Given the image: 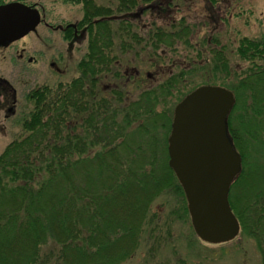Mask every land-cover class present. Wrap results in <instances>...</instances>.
<instances>
[{
    "label": "trees",
    "instance_id": "16d2710c",
    "mask_svg": "<svg viewBox=\"0 0 264 264\" xmlns=\"http://www.w3.org/2000/svg\"><path fill=\"white\" fill-rule=\"evenodd\" d=\"M72 1L83 4V18L62 32L65 38L87 40V50L78 62L79 76L32 89L34 107L22 120L24 134L0 155V264H122L142 243L150 242L151 231L160 227L162 234L170 235L174 217L190 219L183 189L168 166L173 111H168V119L155 118L166 125L160 127L166 130L161 140L156 126L147 131L146 125H134L131 118L139 115L145 99L146 113L152 114L151 108L160 100L159 90L177 83V76L169 67L166 82L149 87L139 98L123 100L128 70L136 69L134 77L141 70L127 64L123 74V59L112 55L116 40L125 47L144 40L136 28L145 11L153 22L165 21L175 11L173 6L183 0H116V9L95 0ZM114 22H118L116 29ZM168 35L158 32L147 42L154 46L153 42ZM213 52L215 70L228 69L223 54ZM237 53L251 65L234 86H226L236 96L230 116L240 106L243 91H250L255 101L246 104L245 110L260 115L264 109V37L260 41L242 38ZM104 72L108 74L100 75ZM153 75L146 73L148 78ZM109 77L112 83L103 85L102 80ZM4 92H12L8 83ZM77 114L82 118H75ZM231 117L229 132L242 155L243 168L229 200L240 220L241 234L254 241L264 264V179L255 189ZM160 197L170 204L162 221L150 210ZM48 241L52 247L41 251ZM176 264L189 263L180 258Z\"/></svg>",
    "mask_w": 264,
    "mask_h": 264
},
{
    "label": "rangeland",
    "instance_id": "374dc122",
    "mask_svg": "<svg viewBox=\"0 0 264 264\" xmlns=\"http://www.w3.org/2000/svg\"><path fill=\"white\" fill-rule=\"evenodd\" d=\"M9 1L17 0H0ZM18 1L38 7L48 23L39 25L35 32L16 40L13 49L0 48V78L6 80L13 89L6 94V103L0 112V155L9 143L24 134L22 120L34 107L30 91L40 86L56 85L60 80L67 82L79 76L78 62L87 50L85 38H65L59 29L60 25L64 27L83 18L84 8L81 2ZM95 1L116 9V0ZM173 8L175 11L165 21L153 22L151 18H147L148 12L145 11L137 22L138 27H135L144 40L141 43H136L137 40L131 41V47H125L116 40L112 49V55L124 61H121L123 74H126L124 68L127 64L141 70L139 75L136 74L137 77L132 75L136 72L135 68L134 72L128 70L125 80L127 97L124 95L123 100L129 101L137 96L139 98L140 93L149 87L156 88L161 82H166L170 76L169 67L173 76H177V83L170 86L171 88L158 91L164 96L159 94L160 100L151 108L152 114L146 113L148 103L145 99L139 115H131L134 125L143 123L147 131L150 126H156L159 140L164 138L166 131L160 127L166 125L155 118L168 119V111H173L185 95L200 85L234 86L238 78L245 76L244 73L251 65V61L241 58L237 53L240 40L245 37L260 41L264 37V0H183ZM135 11L137 10L132 12ZM112 27L116 29L118 22H114ZM158 32L169 35L163 36L161 42H153L154 46H151L147 40L150 42L151 36L154 38V34ZM214 50L223 54L228 69L223 64L222 71L215 70ZM16 51L24 58H15ZM29 58L32 60L29 61ZM261 62L264 65V61ZM220 65L222 66L221 63ZM147 72H152L153 77L148 78ZM104 74L108 72L100 75ZM110 79L102 80L103 85L111 84L113 78ZM240 95V106L230 117L256 189L264 179V109L260 115L251 113L252 110H245L246 104L255 101L251 98L250 91L240 92ZM259 101L260 98H257L256 103L259 104ZM9 106H12L13 112L8 111ZM75 118H82V115L77 114ZM179 197L183 198L180 191ZM170 200L174 201V197ZM169 205L164 197H160L153 201L150 210L158 213V218L162 221L161 215L169 211ZM174 221L176 224L172 227V234H162L160 227L156 232L151 231L150 242L147 240L142 243L131 259L122 264H176L180 258H184L189 264H262L254 241L246 235L241 234L222 244H208L196 236L188 217H181L179 220L174 217ZM51 242L43 245L41 251H49Z\"/></svg>",
    "mask_w": 264,
    "mask_h": 264
},
{
    "label": "water",
    "instance_id": "95a60500",
    "mask_svg": "<svg viewBox=\"0 0 264 264\" xmlns=\"http://www.w3.org/2000/svg\"><path fill=\"white\" fill-rule=\"evenodd\" d=\"M39 12L20 2L0 5V45L34 29ZM234 93L219 85H202L175 107L168 138V165L186 195L195 233L203 241L235 238L240 223L230 202L231 184L241 172L242 157L228 132Z\"/></svg>",
    "mask_w": 264,
    "mask_h": 264
},
{
    "label": "flooded vegetation",
    "instance_id": "af4514ba",
    "mask_svg": "<svg viewBox=\"0 0 264 264\" xmlns=\"http://www.w3.org/2000/svg\"><path fill=\"white\" fill-rule=\"evenodd\" d=\"M1 3L2 2H0V5H1ZM45 20H46L45 15H43V20L41 21V23L39 25H41V24L46 25L48 22H46ZM59 29L63 31L64 30V27H62L60 25L59 26ZM17 41L11 42L9 44L7 43L8 45L7 46H3L2 48H7L8 49L10 47V48L13 49L14 48V43H16ZM16 53L17 54L14 55L15 58H19V59H23L24 58L23 55L20 52L16 51ZM31 60H32V58H29V61H31ZM4 81L5 80L3 78H0V112L4 108L3 106H5L4 104L6 103V96H7L6 93L4 92V86H5ZM8 111L13 112L12 106H9L8 107Z\"/></svg>",
    "mask_w": 264,
    "mask_h": 264
}]
</instances>
